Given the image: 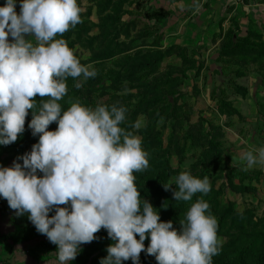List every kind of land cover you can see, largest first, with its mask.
I'll use <instances>...</instances> for the list:
<instances>
[{
  "label": "rangeland",
  "instance_id": "1",
  "mask_svg": "<svg viewBox=\"0 0 264 264\" xmlns=\"http://www.w3.org/2000/svg\"><path fill=\"white\" fill-rule=\"evenodd\" d=\"M4 2L0 0V6ZM77 3L81 23L56 38L64 39L80 63L90 65L96 75L66 79L67 93L58 102L62 110L73 102L90 108L113 104L126 108L121 126L141 140L149 162L147 169L133 173L141 206L147 200L160 221L171 220L179 231V221L202 198L218 225L220 251L212 264H264V165L244 170L241 160L243 152L264 147L263 29L250 31L256 37L252 43L240 37L235 50L203 47L173 56L163 47L162 34L148 25L152 12L142 0ZM15 10L19 14V0ZM230 41L225 46L230 48ZM35 99L39 103L41 98ZM30 120L31 110L17 141L0 145V167H10L14 160L22 163L17 158L38 141L28 128ZM56 127L54 122L48 130ZM181 172L200 179L207 176L211 190L188 202L175 201L162 184L175 188L174 179ZM14 213L0 198V219L6 217L3 223L16 226L8 233L10 239L38 256H55L57 246L37 233L27 214ZM94 235L96 239L82 244L70 264H99L107 255L113 241L106 230ZM148 244L146 238L145 248ZM139 264L157 262L142 251Z\"/></svg>",
  "mask_w": 264,
  "mask_h": 264
},
{
  "label": "clouds",
  "instance_id": "2",
  "mask_svg": "<svg viewBox=\"0 0 264 264\" xmlns=\"http://www.w3.org/2000/svg\"><path fill=\"white\" fill-rule=\"evenodd\" d=\"M17 2L5 0L0 6V145L17 141L29 110L28 128L39 138L17 158L22 163L0 167V198L17 217L27 214L37 233L57 246L56 264L73 261L80 246L96 239L102 228L113 243L99 264L129 259L139 264L142 251L157 264H212L220 241L206 201L197 198L191 204L179 231L171 220L160 221L147 200L141 206L133 173L149 162L141 140L121 126L126 108L73 102L62 110L58 103L67 93L68 77L96 75L64 39L56 38L81 23L77 0H19V14ZM190 7L197 13L199 0ZM54 122L56 129L49 131ZM241 160L244 170L264 165V147L243 152ZM174 185L162 184L175 201L188 202L211 190L207 176L188 172L179 173Z\"/></svg>",
  "mask_w": 264,
  "mask_h": 264
},
{
  "label": "crops",
  "instance_id": "3",
  "mask_svg": "<svg viewBox=\"0 0 264 264\" xmlns=\"http://www.w3.org/2000/svg\"><path fill=\"white\" fill-rule=\"evenodd\" d=\"M142 2L152 12L148 25L162 34L164 48L193 52L203 47L223 49L229 39L233 46L240 37L256 40L250 31L255 32L257 26L264 31V0H199L200 9L195 14L190 7L192 0ZM3 220L6 217L0 219V264H56V256H38L32 248L16 244L8 236L16 226Z\"/></svg>",
  "mask_w": 264,
  "mask_h": 264
},
{
  "label": "trees",
  "instance_id": "4",
  "mask_svg": "<svg viewBox=\"0 0 264 264\" xmlns=\"http://www.w3.org/2000/svg\"><path fill=\"white\" fill-rule=\"evenodd\" d=\"M162 40V39H161ZM239 38H237L236 39V41H235V45L233 46V40L231 39V41H230V44L228 45V46H230V48L229 47H227V46H225L223 49H222V52H224V51H227V50H235V49H237L238 47H239ZM248 40H249V42L250 43H252L251 41H253V40H251V39H249V37H248ZM164 50H166V49H164ZM167 50H169V52L173 55V56H177L178 55V52H180V50H182V51H184V50H188V49H176V48H168ZM157 186V185H156ZM159 186V185H158ZM157 186V188H159V191L161 190V187H158ZM262 258V255L261 256H259V259H261Z\"/></svg>",
  "mask_w": 264,
  "mask_h": 264
},
{
  "label": "built area",
  "instance_id": "5",
  "mask_svg": "<svg viewBox=\"0 0 264 264\" xmlns=\"http://www.w3.org/2000/svg\"><path fill=\"white\" fill-rule=\"evenodd\" d=\"M235 1H243V0H235Z\"/></svg>",
  "mask_w": 264,
  "mask_h": 264
}]
</instances>
